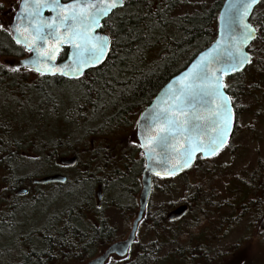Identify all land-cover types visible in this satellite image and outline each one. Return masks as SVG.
<instances>
[{"label":"trees","instance_id":"1","mask_svg":"<svg viewBox=\"0 0 264 264\" xmlns=\"http://www.w3.org/2000/svg\"><path fill=\"white\" fill-rule=\"evenodd\" d=\"M4 1L10 3V9L17 7L18 0ZM223 1L214 0L207 8L201 7L197 12L175 17L173 13L181 6L180 0H153V2L152 0H124L123 7L113 12L102 23L101 32L105 33L110 40L108 53L104 61L77 80L68 81L56 76L42 77L30 71L26 73L19 71L23 72V74H18V72L10 74L6 69H2V73H0L1 93L11 90L25 96L29 94L28 100L32 106L29 109L31 117H37L38 119L42 112L46 110L51 112V110L61 105L60 103L62 102L59 99L63 95V97L68 99H62L66 100V104H68V109L64 112L66 118L78 121L92 116V120H100L101 122L96 129L89 131L90 135L88 137L90 139L99 140L97 145H93V147L95 146L93 150L87 146L88 142L84 143L85 145H78L76 142L71 141L70 137L60 138L48 148L51 150V158L46 159L47 166L54 168L52 164L57 160L59 149L64 154L68 152L76 154L77 151V153L79 152L78 157L81 159H83L81 150L84 149V153L87 152L90 155V158L84 162L85 166L88 164L91 166L92 153V158L95 157V160L101 161H95L96 167L101 166V169L106 167L102 165V162L109 167L115 164V161L119 159L118 157L117 160L110 159L109 161L105 160V157L108 154L111 155L112 150L115 149L114 137H117L119 133L110 137L109 134L111 132H119L124 128L130 131L134 127L135 122V118L130 116L135 113L138 116L171 77L181 71L198 52L211 44L215 38L217 16ZM250 23L257 30L256 40L249 48L251 62L242 72L224 79L225 91L231 98L233 105L235 100L240 98L241 95L253 93L252 90H254L253 87L255 86L251 83L252 79L261 76L262 79L264 78V62L262 61L264 56V0L253 12ZM2 31L4 33L0 34V57H21L27 54L21 46L14 43L9 31ZM6 39L17 49H10ZM67 52V47L62 49L58 60H64ZM261 56L262 58H260ZM255 62L258 63L257 66ZM254 66L256 67L253 69ZM24 74L33 75L36 80L33 83L25 84L20 78ZM7 76L10 77L9 81L5 79ZM22 110L25 111L24 109ZM3 112L4 114L8 113L6 109H3ZM0 114L3 113L0 112ZM11 117L12 127L14 126L16 129L17 124H13V116L11 115ZM4 124L5 122L0 118V168L5 170L4 181L7 194L9 193L10 196L14 194V191L25 179L15 174V165L23 159L21 147L25 140L12 139V133L6 136L1 131ZM126 135L123 134V136ZM37 138L34 135L30 136L29 139L42 145V141ZM107 140L110 142L104 147L103 142ZM117 143L121 144L120 141H117ZM132 150L136 151L135 147H131V152ZM131 152H128V154H131ZM128 154L122 155L121 159L124 166L132 167L133 163L128 165L125 162ZM212 159L209 160L212 161ZM138 161L142 166V158ZM205 161L207 160L197 158L195 165L191 169L177 176H185L188 172L204 164ZM115 169L112 171L117 174L116 176L122 183L123 180L129 178H125L122 174L121 171L125 172V170H117L115 172ZM100 170L95 172L99 173L101 172ZM129 170L130 172L128 173L131 175V182H133V176L138 173H133L131 169ZM73 173H77L76 169H73ZM170 178L172 177L160 179L168 181ZM154 181L153 188L156 187ZM78 182L81 184L79 183L80 186L76 188L74 184ZM87 183V178L78 176L72 180L68 178L66 184H58L51 187L50 190L54 195L64 193L61 196L68 199V201L72 198L77 201V191L81 190V194L85 191L82 201L77 202V204L74 201L69 203V201V205L65 206L63 210L49 216L45 220L43 226L36 231L40 238L34 237L35 233L32 231L17 232L19 224L17 225L16 211L18 208L12 202L15 199L12 197V200L6 203V209L0 212V264L85 263L94 253L90 235L85 225L80 221L82 215L79 213L81 207L86 204ZM131 185L132 183L129 186ZM233 185H236V183H233ZM65 186H71L72 189L64 192ZM114 186L116 189L118 186H123L122 194L128 191L127 189L129 188H126L121 183ZM204 188L206 186L203 181L201 179L197 180L195 185L197 192H194V195L196 194L195 198L192 197L190 202L186 201L189 202V209L180 220L169 222L160 213L153 216V232L156 233L158 249L168 248L170 245V247L175 246L180 240H184V237L192 236L190 234L192 233L191 229L202 221L199 219L198 212L199 206L203 203V199L206 196ZM251 194L253 195L251 201H249L251 207L246 205L245 208L246 211H249L248 215L253 218V222L256 225L258 223L260 227L259 235L264 239L263 198L259 201H254L259 197L254 191L244 188L243 193L238 194L240 196L239 200H241L242 196L247 199ZM191 209L196 211L193 216L196 218L194 224L185 223V218L191 212ZM21 231L24 230L21 229ZM13 235L16 237L10 241L9 238ZM33 239H36L37 242H34ZM198 243L202 246H198ZM204 244V241L200 239L194 248L189 249L188 252L192 253L194 251L205 257L207 252L203 247ZM151 246L145 247V251H142V253H137L136 258L129 264H140L141 259L142 264H146L145 259L147 257L145 256L149 254L143 252H152ZM173 251L179 256L187 252V250L180 252L178 249ZM149 261V264L153 262L152 259Z\"/></svg>","mask_w":264,"mask_h":264},{"label":"rangeland","instance_id":"2","mask_svg":"<svg viewBox=\"0 0 264 264\" xmlns=\"http://www.w3.org/2000/svg\"><path fill=\"white\" fill-rule=\"evenodd\" d=\"M156 1V0H155ZM181 6L178 7L173 13L174 16L186 15L197 12L201 7H209L214 0H180ZM153 2V0H152ZM0 19L6 21L7 12L10 3L4 0H0ZM0 34L4 33L3 27L5 25L0 21ZM5 30V29H4ZM7 45L12 50H16L12 44L6 39ZM262 58V56L260 57ZM264 62V56L262 58ZM258 62V61H257ZM255 62L256 66L258 63ZM254 66L253 69L256 67ZM16 68L19 69L17 61L4 60V57H0V73L2 69ZM20 70V69H19ZM254 71V70H252ZM15 71L9 72L10 74ZM26 73V72H25ZM23 74V72H18ZM9 76L5 77L6 81H9ZM21 80L25 84L36 80V77L30 74H24L20 76ZM254 84V90L250 95H241L240 98L235 100L236 107L238 108L237 119L235 124V130L231 141L227 148L218 154L212 161L207 160L204 164H201L197 169H193L185 176H174L168 181H164L160 178L154 181L153 188V216L160 213L166 216V214L174 209V207L185 203L186 201H192V197L195 198L194 192L197 180H202L206 188V196L203 199V203L199 206V219L202 220L196 227L193 226L190 233L192 236L184 237V240H180L175 246L158 249V242L156 233L149 232L148 219L143 222L142 230L137 240L141 245V253L145 251V247L151 246L152 252H143L146 254V264H149V260H153L151 264H264V239L259 235L260 227L258 223H254L253 218L248 215L246 211V205L251 207L249 201H251L253 195L244 197L241 200L239 193H243V189L254 191V193L261 198L264 204L263 186H264V78L255 77L251 80ZM4 91V90H3ZM8 93H1L0 90V107L1 102H4L9 108L8 113L3 114V121L9 120L16 125V129L13 126L10 132L13 134L12 139H24L25 142L21 147L22 161L17 162L15 165V174L18 177H24V182L18 186L13 195L7 194L4 178L6 176L5 170L0 168V212L6 209V203L15 198L12 202L15 203L18 210L16 211V220L18 229L17 232H34V237L40 238L36 231L41 228L45 220L63 210L65 206L74 201L80 202L83 200V194L81 190L77 191L78 199L63 198L62 194L54 195L50 190L53 185H35L32 183V179L41 178L46 175H50L52 171L66 176L70 180L82 176L87 179L94 178V180L106 179L112 183L111 188L114 190V185L123 184L126 188L132 183L131 178L123 180V183L119 181L116 173L112 172V167L106 166L101 169L96 167L95 160L91 159V166H83L84 160L90 155L89 153L82 152V158L79 162L76 172L73 173V169L62 168L58 164L53 163L54 168L47 166L46 159L51 158V150L48 149L60 138L70 137L71 141L76 142L78 145L87 143V146L94 149L92 145H97L99 140L90 139L89 131L96 129L100 124V120H92V116H88L87 119L72 120L66 118L64 112L68 109L66 104L67 98L60 96L62 103L58 107L51 110L42 112L37 117H31L29 109L32 107L28 100V96L23 94H17L16 91H6ZM13 92V93H12ZM12 96H11V95ZM65 98L66 100H62ZM3 103V104H4ZM24 109L23 111L21 109ZM3 110L0 108V112ZM28 112V113H27ZM137 114L130 116L136 120ZM127 128L121 129L119 132H111L110 136L115 138V149L112 150L111 155H107L105 160H117V170H122L124 165L121 159L122 155L131 152V147H135V131ZM134 131V132H133ZM123 134H127L123 136ZM37 136L41 140L42 145L37 141L30 140V136ZM88 137V138H87ZM120 141L121 144H118ZM110 141H104L103 145L106 146ZM21 144V143H20ZM117 144V145H116ZM85 145V144H84ZM20 146V145H19ZM83 147V146H82ZM105 149V148H104ZM115 151V153H114ZM58 158H71V153L64 154L62 150H58ZM77 152V151H76ZM103 152V151H102ZM79 153V152H78ZM130 155V156H129ZM93 157V155H92ZM91 157V158H92ZM99 159V158H96ZM140 158L136 151L132 150L131 154H128V158L125 161L130 166L133 173H138L135 179L140 178V173L143 168L138 161ZM49 165V164H48ZM141 166V168H140ZM208 168V170H207ZM101 169V170H100ZM101 172L96 173L95 171ZM127 170V169H125ZM89 171L94 172L90 174ZM211 172V173H210ZM76 174V175H75ZM75 175V176H74ZM32 178V179H31ZM236 183V185H233ZM87 186V185H86ZM123 186L117 187V197L121 196ZM22 189H27V193L17 195L16 192ZM63 189V188H62ZM71 186H65L63 191L71 190ZM75 189V188H74ZM88 189V186H87ZM262 189V190H261ZM116 190V189H115ZM51 191V192H50ZM136 191V190H135ZM132 192V193H130ZM127 191L129 197L132 196L133 190ZM139 192V187L134 193L135 199ZM39 193V194H37ZM94 194V193H93ZM82 195V196H81ZM81 196V197H80ZM105 197L113 196L112 191L110 194L107 192ZM122 198V196H121ZM244 198V199H243ZM126 200V199H125ZM69 202V203H68ZM124 203V202H123ZM123 203H117L119 206H123ZM192 203V202H191ZM113 204V202H110ZM118 205L115 207L110 206L107 218L110 220V225L116 228V233L120 234L121 222L129 221L133 215H129L126 211H121ZM242 207V208H241ZM193 211V215H192ZM196 211L191 209V212L185 218V223L194 224L196 218L193 217ZM192 215V216H191ZM23 229L24 231H21ZM123 235L115 236L112 240L121 238ZM16 237V236H15ZM14 235L9 238L10 241L14 240ZM204 241V248L207 252L205 257L199 255L200 253H189L188 250L194 248L198 240ZM34 242H37L36 239ZM198 246H202L199 245ZM176 247V248H174ZM178 249L180 252L186 251L182 256L174 253L173 250ZM136 252H131L129 260L126 263L134 260ZM96 253L92 254V257ZM114 264V263H111ZM142 264V259L141 263Z\"/></svg>","mask_w":264,"mask_h":264},{"label":"water","instance_id":"3","mask_svg":"<svg viewBox=\"0 0 264 264\" xmlns=\"http://www.w3.org/2000/svg\"><path fill=\"white\" fill-rule=\"evenodd\" d=\"M263 0H258L256 4L253 5L248 16L245 18L244 23L250 24V18L254 10L259 6ZM29 4L27 11L24 9L25 3ZM43 2V0H40ZM50 2V0H49ZM79 3L81 5L87 3H100V0H59L61 5H67L71 3ZM236 2V0H224L217 16V25L215 38L206 48L198 52L189 63L177 74L171 77L155 94L151 101L145 106L141 111L139 117L136 121L135 126V137L142 153L144 160V167L140 177L141 189L138 196L139 209L137 211L136 217L133 220L131 231L122 241H118L107 246L103 251H101L96 257L87 261L84 264H105L111 255H116L123 257L127 254L129 246L134 240V234L137 230L139 221L141 220L147 201L150 195L152 187V177L153 179L158 178H168L177 176L188 171L195 163L197 158L211 159L223 151L228 145L234 125H235V114L233 111L232 101L229 95L225 91L224 79L228 78L234 74L242 72L251 62V55L249 53V47L256 40L257 30L251 40L241 45V49L250 59L249 63H245L241 68L236 71H223L218 72L220 81L223 87L220 89L223 95L230 98L229 107L231 109L232 121L230 128L227 132L226 143L219 147L215 153L206 151L205 149L210 145L211 141L216 138L217 132L214 128L218 127V121L212 115L216 108L218 101L215 97L203 96L201 99L200 95L191 103L180 102L176 99L181 95L180 90L185 88L186 84L192 83L191 77L189 75L190 70L193 69L194 65L201 63V58H206V63L208 68L212 72L216 70L225 69L228 67V51H234L232 48L233 40L232 37H239L240 35V17L238 13L233 14L232 25L229 28L225 19L226 11L231 3ZM248 0H239V3H247ZM117 6L108 12L107 15L99 17V26L94 28L93 34L101 37H106L109 41L108 49L110 45L109 37L101 32L102 23L106 20L113 12L120 10L123 7ZM33 11L31 0H19L18 6L16 8L15 14L12 21L9 23V30L11 33L12 40L16 43V39H20L21 43L17 44L26 50L29 54L18 60V66L22 68H27L33 71L35 74L45 77H61L66 80H77L80 79L85 73L97 67L99 64L91 65L84 69L82 75L73 76L62 75L60 72L52 74L48 72V68L64 69L63 66L66 64H72V58L74 49L70 43H57L55 39L48 38L47 40H37L33 44L34 49H39L41 52L50 51L55 45L59 48V51L55 53V59L49 62V60L43 56H38L37 51H30L24 46V37L27 35L29 39L36 35L33 24L35 20L29 15ZM57 15V12L52 11L49 8H42L39 10V15L36 19H41L43 21H50L53 17ZM30 20L32 23H30ZM19 26L21 32H16V27ZM253 28H255L252 25ZM45 31H51L50 29H45ZM58 31L63 34H67L63 27L59 28ZM64 47L68 48L66 58L57 62L59 54ZM108 53V50H107ZM106 53V55H107ZM106 57V56H105ZM37 59L40 60L39 63H34ZM36 68H40L45 72L41 75L40 72L36 71ZM199 84V81L195 82ZM183 111L184 115H181ZM160 114V118L153 119V116ZM168 117L177 118L178 122L184 128V131H173V132H160V129L167 128L168 124L166 122ZM199 117V119H196ZM164 138V139H162ZM199 144V150L192 154V157L188 163L187 167L183 166L185 159V151L195 145ZM76 158L61 159L60 163L62 165L73 167L76 164ZM67 178L61 174L47 175L41 178H35L32 183L35 185H44L51 183H65ZM25 193V190H19L16 192L17 195ZM264 193V186H263ZM188 206L185 204L179 205L174 209L170 210L166 214V219L168 221H177L183 218L188 212Z\"/></svg>","mask_w":264,"mask_h":264},{"label":"snow or ice","instance_id":"4","mask_svg":"<svg viewBox=\"0 0 264 264\" xmlns=\"http://www.w3.org/2000/svg\"><path fill=\"white\" fill-rule=\"evenodd\" d=\"M258 0H248L247 3H239V0L231 3L228 6V10L225 14V19L228 27L232 25L233 14L238 13L240 17V35L239 37H232L233 40L232 48L234 51H228V67L221 70H216L212 72L208 68V64L205 62L206 58H201V63L194 65L193 69L190 70V77L193 81L192 83L186 84L184 89H181V95L176 97L180 102H187L191 104L198 95L201 99L203 96L215 97L218 101L216 108L212 115L218 121V127L214 128L217 132V136L213 139L210 145L205 149L206 151L215 153V151L226 143L227 132L230 128L232 121L231 109L229 107L230 98L223 95L220 89L223 87L219 75L220 71H236L241 68L245 63H249L250 59L246 53L241 49V45L251 40L256 31L252 25L244 23L245 18L248 16L253 5L256 4ZM33 11L29 13L31 17L35 20L33 27L35 29L36 35L29 39V36L24 37V46L30 51H37L38 56H43L51 62L55 59V53L59 51V48L55 45L50 51L41 52L39 49H34L33 44L37 40H47L48 38H53L57 43H70L74 49L72 64H66L63 69L48 68V72L56 74L60 72L62 75L72 74L73 76L82 75L85 68L91 65L99 64L103 61L108 50V39L106 37H101L93 34L94 28L99 26V17L105 16L113 8L117 6H122L123 0H100V3H87L81 5L79 3H71L67 5H61L59 0H31ZM29 4L26 2L24 4V9L27 11ZM42 8H49L52 11L57 12V15L53 17L50 21H43L41 19H36L39 15V10ZM30 23L32 21L30 20ZM2 27V25H0ZM63 27L67 34L60 33L59 28ZM45 29H50L51 31H45ZM16 32H21L19 26L16 27ZM16 43H21L20 39H16ZM40 60L37 59L34 63H39ZM11 71H17L18 69L12 68ZM36 71L44 75L45 72L40 68H36ZM199 81V84L195 82ZM181 115H184L183 111ZM160 118V114L153 116V119ZM199 119V117H196ZM168 127L160 129V132H173V131H184V128L178 122L177 118L168 117L166 120ZM164 139V138H162ZM200 145L197 144L194 147L186 149L185 159L183 166L187 167L188 163L192 157V154L199 150Z\"/></svg>","mask_w":264,"mask_h":264},{"label":"flooded vegetation","instance_id":"5","mask_svg":"<svg viewBox=\"0 0 264 264\" xmlns=\"http://www.w3.org/2000/svg\"><path fill=\"white\" fill-rule=\"evenodd\" d=\"M261 3H262V1H261ZM260 4H259V6H260ZM16 8L15 9H10V8L8 9L5 22L0 19L1 23H3L5 25V27H3V30L5 29V30L9 31V33H10L9 23L13 19V16L15 14ZM0 15H3V13H1ZM28 54L29 53L27 52L26 55L24 54L21 57H12V56L5 57L4 56V60L5 59L11 60V61L14 60V61H17V63H18L19 59L27 56ZM61 61H63V60H61ZM61 61L57 60V62H61ZM19 69L17 71H15V72H19V71H24V72H29L30 71V72H33V71H31L30 69H27V68L20 67ZM6 71L11 72L8 69H6ZM36 75H38V74H36ZM38 76H40V75H38ZM64 80H66V79H64ZM68 81H70V80H68ZM5 93L9 94V92H5ZM3 103L4 102H1V107L0 108L1 109L2 108L6 109L7 112H8L9 108L6 106L5 103L4 104ZM232 106H233V111H234V114H235V124H236L238 108L236 107V104L233 105V103H232ZM1 113L4 114L3 111ZM3 114H0V118L1 119H3ZM9 114L10 113L8 112V115ZM139 114H138V116H139ZM138 116L136 117V120L134 122V127H133L134 131H135V126H136V121H137ZM4 122H5V124L2 127L3 130H1V131H3L6 134V136H8L11 133L9 131L11 130L12 123L11 122H7V121H4ZM234 130H235V125H234V129H233V133H234ZM233 133H232V136H233ZM232 136H231V138H232ZM134 141H135V150L137 151V154H138L139 158H142V160H143V156H142V153H141V151L139 149L136 137H135ZM230 141H231V139H230ZM230 141H229V143H230ZM229 143H228V145H229ZM91 146H93V143H92ZM104 147H106V146H104ZM82 152H84V149L81 150V157H82ZM78 154L79 153H77V152H76V154L75 153H71V158L75 157L76 160H77L76 164L73 167L62 165L60 163L61 159H70V158H58L55 163L58 164V166H60L62 168L77 169V166H78L79 162L81 161V158L78 157ZM92 155H93V153L91 154V156ZM94 158H91V159L93 160ZM86 159H89V156ZM83 166L85 168V164H83ZM110 167H112L113 169L116 168L114 170L115 172L117 171V168H119V167L116 166V163L110 165ZM143 167H144V160H143ZM125 169H127V170H125ZM129 169H131L130 166H124L122 170H125V172L120 170L125 178L131 177V175H129V173H128V172H130ZM142 170H143V168H142ZM142 170H141V173H142ZM89 173L90 174H94V172H91V171H89ZM141 173H140V177H141ZM52 174H58V173L52 171L51 175ZM136 175L137 174H135L133 176L134 177V181L132 182V185L129 186V188L127 189L129 192L131 190H133L132 196L129 197V195H127V191H126V192H123V194L121 193L122 194L121 195L122 198H121V196H119V198L116 196L118 190L115 187H114V190H113L111 188L112 183H110L109 181H106V179H101V178H99L100 180L99 179L98 180H94V178L87 179L88 180V183H87L88 189L86 190V194H87L86 204L81 207V210L79 211V213H81V215H82V218L80 219V221L82 222V224L85 225L86 229L88 230V233H89L90 238H91V240H90L91 241V246L93 247L94 253H96V255H94L93 257L91 256L90 259H93L94 257H96L101 251H103L110 244L124 240L126 238V236L129 234V232L131 231L133 220L135 219L137 211L139 209L138 196H139V192H140V189H141L140 178H139V181H138V179H135ZM66 182H68V178H67ZM66 182L65 183H51L49 185H58V184L63 185V184H66ZM79 183L80 182L74 184L76 188L80 186ZM46 185H48V184H46ZM138 187H139V192L137 194V198L135 199L136 195L134 193L137 191ZM23 190H25V193H27V189H23ZM110 191H112L113 196H109V198L105 197L104 194L106 192L108 194H110ZM25 193H23V194H25ZM130 193H132V192H130ZM110 202H113V204H110ZM120 202L121 203L124 202L122 204L123 206H119V204H117V203H120ZM188 203L189 202H185V203H182V204H185V205L188 206ZM182 204H180V205H182ZM112 205H113V207H115V205H118L121 211H126L127 214L133 215L131 220L121 222V227H120V232L121 233L120 234L116 233V228L110 225V220L107 218V214L106 213H108V211L110 210L109 208ZM146 218L148 219V223H149V232H151V234L153 236V177H152V187H151L150 195H149V198H148V201H147V205H146V208H145V212H144L141 220L138 223L137 230H136V232L134 234V240L131 243V245L129 246L127 254L125 256H123V257H119V256H116V255H111L109 257L108 261L105 264H111V263H114V264H125L124 262H127V260H129V255H130L131 252H136V254L137 253L139 254L141 252L140 251L141 245H140L139 241L137 240V238L140 235V232L142 230L143 222L146 220ZM121 234L123 235L121 238H117V239L112 240L113 237L119 236ZM136 254H135L134 259L136 258ZM129 263H131V262H129ZM129 263H126V264H129Z\"/></svg>","mask_w":264,"mask_h":264},{"label":"bare ground","instance_id":"6","mask_svg":"<svg viewBox=\"0 0 264 264\" xmlns=\"http://www.w3.org/2000/svg\"><path fill=\"white\" fill-rule=\"evenodd\" d=\"M95 68H96V67H95ZM93 69H94V68H93ZM2 148H3V147H2ZM55 187H56V186H55ZM92 217H93V216H92ZM165 217H166V216H165ZM167 221H168V220H167ZM169 222H173V221H169ZM89 260H91V259L89 258L87 261H89ZM87 261H86V262H87ZM86 262H85V263H86Z\"/></svg>","mask_w":264,"mask_h":264}]
</instances>
